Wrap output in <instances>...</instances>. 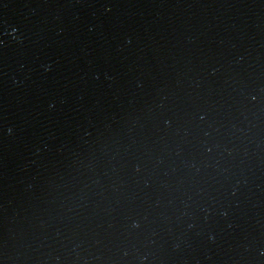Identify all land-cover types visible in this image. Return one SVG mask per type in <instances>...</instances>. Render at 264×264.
<instances>
[{"label":"water","instance_id":"1","mask_svg":"<svg viewBox=\"0 0 264 264\" xmlns=\"http://www.w3.org/2000/svg\"><path fill=\"white\" fill-rule=\"evenodd\" d=\"M0 264H264V0H0Z\"/></svg>","mask_w":264,"mask_h":264}]
</instances>
